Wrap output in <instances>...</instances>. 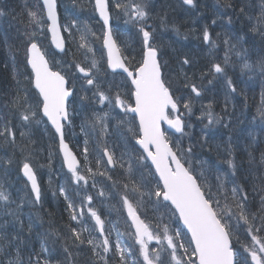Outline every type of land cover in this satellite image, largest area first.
Returning <instances> with one entry per match:
<instances>
[{
    "label": "snow or ice",
    "instance_id": "1",
    "mask_svg": "<svg viewBox=\"0 0 264 264\" xmlns=\"http://www.w3.org/2000/svg\"><path fill=\"white\" fill-rule=\"evenodd\" d=\"M89 3L102 22L99 34L87 26L77 27L76 20L61 23L58 0H22L19 12L0 7V18L11 15L15 21L10 27L18 34L25 65V72L17 78L16 58L12 56L15 87L0 94V148L11 149L13 155L18 151L23 157L20 170L31 197L26 194L17 202L0 184V253L4 255L0 264H264V154L257 161L248 153L255 167L251 196L259 199L254 210L249 191L237 179L239 166L230 137L223 146V158L218 156V163L226 164V170L207 161H201V169H194L193 144L181 143L183 137L191 136L189 118L195 103H201L198 119L206 121L204 128H229V106L234 109L232 94L237 93L227 74L231 57H237L241 72L249 79L258 76L262 81L264 57L250 63L242 44L237 47L242 37L235 43L225 37L224 56L217 61L214 50L219 47L220 34L213 38L205 26L198 39L208 46V63L197 69L190 56L178 57L173 75L156 43L148 0ZM183 4L196 7L195 0H183ZM225 6L232 7L229 0ZM239 12L245 13V6H240ZM114 16L135 26L140 37L138 51L126 53L117 43ZM155 18L161 28H168L166 13H156ZM249 19L255 21L252 30L264 39V0H259L258 16ZM173 30L179 35L175 25ZM48 39L63 54L62 59L72 56L71 62L56 60L55 53L43 45ZM95 40L102 46L99 59ZM72 45L76 52H72ZM77 53L83 58L77 59ZM117 77L121 78L119 84ZM214 81L221 82L224 89L223 115L213 111L211 102L206 106L202 103L205 93L211 91L205 85ZM77 100L91 106L80 126L85 138L79 157L65 139ZM257 117L264 125V90ZM40 125L52 133L61 167L69 174L67 185L58 189L66 202L69 223L63 231L44 233L36 252L30 247L34 222L29 215L25 223L21 208L25 200L33 206L42 200L30 147L32 130ZM113 136L122 142L119 151L109 139ZM90 139L94 145L91 154ZM210 139L214 137L202 129L199 147H207ZM221 147L215 145L218 153ZM51 158L50 144L49 167ZM12 163L11 157H0V165ZM208 171L214 174V184L207 179ZM97 205L107 208L109 215L116 211L125 230H120L118 222L108 221ZM161 208L167 212V221L160 215ZM173 221L177 227L171 226ZM241 230L248 238L244 245L247 255L233 247V237L239 239Z\"/></svg>",
    "mask_w": 264,
    "mask_h": 264
},
{
    "label": "trees",
    "instance_id": "2",
    "mask_svg": "<svg viewBox=\"0 0 264 264\" xmlns=\"http://www.w3.org/2000/svg\"><path fill=\"white\" fill-rule=\"evenodd\" d=\"M204 1L212 3L214 9L226 11L225 0H195L196 7L194 9L190 8L191 12L195 14L198 10H200V7L203 5L202 2ZM83 2V0H69V4L66 7V11L68 12V20H76L77 27L87 26V28L92 32L99 34L101 30V23L96 19L89 0L88 4L86 5L89 7L88 10L83 8ZM229 2L231 5H233L235 13L240 15L239 17L242 15L243 20L244 18H247V20L245 19V22L250 24L251 28L250 26L246 29L239 28V26L234 23V18H231V22H229V16H227V14L218 15V13H215L214 11V15L221 17L223 22L221 30L226 33V37L229 38L230 42L235 43L238 37H242L241 43L238 44L237 47L239 48L242 44L244 55L248 61L250 63H255L254 60L257 57L260 55V59L264 57V46L261 45V37L258 35V32H254L252 30V25L255 23V21L250 20L249 17L258 16L259 0H229ZM242 5L245 6V13L243 14L239 12V6ZM227 9L229 10L228 7ZM60 15L61 22L63 23L66 17L62 13H60ZM153 26L157 28L156 24H154V21ZM208 31L213 35V38H215L213 29L210 28ZM0 33L3 36V39L0 38V40H4L5 42V38H7V43H5L4 46L6 55L0 57V87L6 83L7 85L5 87L9 88L11 84L14 85L15 83V81L12 79L13 55H15L16 58L17 75L19 76V73L25 72V65L23 63V50L20 46L17 32L14 29L8 30L6 25L1 20ZM131 33L133 37V43L135 44H133V47L130 46L127 52H130L133 49H136L137 51L139 50L137 45H139L140 37L136 29H132ZM76 37L77 39L79 38V33H76ZM223 39L220 38L217 41L219 47L215 49V57L219 61H222L224 56L225 46L222 43ZM93 47L97 50H100L102 47L101 42L99 40H95ZM73 50H76L75 45H72V52ZM65 59L68 62H71L72 57L68 56L65 57ZM5 65L8 66L5 67ZM101 66H103L102 62ZM227 74L230 76L233 84L237 88V93L232 94V105H235V107L233 109L231 105L229 106V112L231 113L230 119L232 123L229 128H223L222 126L214 127L216 128L215 133L219 134L218 137L221 139L218 142V144H222L221 151H223L224 143L228 142L229 137L231 138L236 160L241 167V175L239 174L238 181L244 184L245 188L249 191L251 206L255 210L259 207V199L258 197L253 199L251 196L252 185L255 182V177L252 175V172L255 171V167L254 165L250 164L248 153L251 152L257 161L259 160L260 156L264 154V125L260 123L259 118L257 117V107L259 106L261 92L264 90V81H262L258 76H253L251 79H249L247 73L241 72L240 61L234 55L231 57V66L227 69ZM218 82L219 81H214L213 84L206 86L211 91L205 93L204 98L212 103L213 109L217 114L223 115L222 109L224 107V89L220 88ZM199 106L200 105L198 103L194 104V114L189 118L192 124V128L190 130L191 136L183 137L181 141V143L185 146L189 143L193 144L192 165L194 169H197L198 167L201 169V161H205L206 157H209L210 162H213L214 154L216 153L215 151L211 153L209 150V148H211V151L216 149L212 145L213 139H210L209 145L207 147H199V145L203 143L201 140V133L198 132L202 123L201 120H198V116H200V114L198 115V112L199 110H202L199 108ZM73 108L75 109L73 123L71 128L67 129L66 139L71 143V146L75 150L77 149V153H80V148L82 147L83 140L85 138L84 134L81 132L80 126L84 120V117L90 113L91 106L88 105L86 101L83 102L82 105L81 102L77 100L76 104L73 105ZM195 108H197V113ZM36 136L37 135L34 134L33 138ZM208 136L210 138L213 137L211 134ZM74 138L77 140L76 143L73 142ZM109 139L110 141L114 142L113 146L117 148V151H119L122 147V142L114 136L110 137ZM35 142H37L36 139H34L30 147L33 149V163L34 165H37V175L41 179L42 200L41 203L36 206L30 205L25 200L23 207L21 208V212L23 214L21 218L25 220V223H27L28 217L30 215L34 222L33 224L39 225L41 227L40 232L41 230L43 232L39 237V244H41L44 241V233L48 232L50 229L63 231L64 226L69 223L68 214L65 210L66 202L63 200V197L59 196L58 193V189L61 184L67 185V177L69 174H67L61 167V159L55 150L54 141H52L54 146H52L53 150L50 167L48 166L49 151L41 148L44 144L39 145ZM131 143L132 142L129 141V147H131ZM74 145L77 148H75ZM93 147L94 145L90 139V154ZM200 150L209 152L208 154L210 156L202 154ZM0 157L5 159L11 157L13 160L11 165H0V184H3L4 188L11 194L13 200L19 202L22 197L26 196V194H28V198L30 199V192L26 187L25 181L20 175V162L23 160L21 154L17 151L15 155H13L11 149L3 147L0 148ZM38 165L44 166L39 167ZM206 176L209 182L213 184L215 183L214 174L211 171L206 172ZM46 179L48 180L47 182ZM148 179L151 180V177H148ZM49 180H51V183H49ZM54 191L57 193L55 196L53 195ZM111 213L115 214V223L118 222L119 224L121 220L120 215L114 210L111 211ZM160 215H163L165 221H167L168 217L165 209L161 208ZM38 245L34 249L36 252L40 251V247H38ZM56 247L59 249V244H57ZM24 255L26 256L27 252H25ZM56 255L59 256L60 252L57 251ZM3 259V253H0V260Z\"/></svg>",
    "mask_w": 264,
    "mask_h": 264
},
{
    "label": "bare ground",
    "instance_id": "3",
    "mask_svg": "<svg viewBox=\"0 0 264 264\" xmlns=\"http://www.w3.org/2000/svg\"><path fill=\"white\" fill-rule=\"evenodd\" d=\"M202 6L200 7V10H198L195 14L192 12H188L186 9H183L180 7L176 0H155L154 5L152 8L153 16H154V24H156V43L161 48V50L164 51L165 58L169 61V64L171 68L173 69V75H175V71L178 68L177 58L183 57L184 55V48L191 45V42H193V48L196 56H201L203 59L200 60L201 63H206L209 60L208 56V49H206L202 43L201 40L198 39V37L201 35L204 27L206 26L208 30L213 29L214 36H216L217 33L220 34V38L223 39L226 37V33L221 30V27L223 26V22L221 20V17L214 15L216 12L219 14H227V16L234 18V23H236L239 28L246 29L251 25L247 24L245 22V19L239 17L240 15L235 13L234 7L232 5L229 10L227 7L225 8L226 11L220 10V9H214L213 4L204 1L202 2ZM240 7V6H239ZM151 10V9H150ZM220 10V11H219ZM215 11V13H214ZM156 13H166L167 21H168V28L164 29L159 26V20L158 18H155ZM187 18L188 24L184 25L183 20ZM226 19V18H224ZM153 21L150 20V23L153 24ZM215 21V23H213ZM173 25H175L176 28H179V35L176 33V31L173 30ZM132 28H125V31L123 32V39L124 34L127 33L129 36L130 41L133 40L132 37ZM176 34V37L171 40V38L174 37V34ZM4 35V34H3ZM259 35V34H258ZM2 34L0 33V38H2ZM162 37V39H161ZM186 37V38H185ZM219 38V39H220ZM184 40L186 42V45H179L181 40ZM261 45L264 46V39H261ZM5 42L4 40H0V57L3 55H6V50L4 48ZM139 47V46H138ZM99 50V49H98ZM126 51H128V48H126ZM100 54V53H99ZM261 56V55H260ZM260 56L257 57L254 61L257 62L260 59ZM193 58V56H190ZM194 60V59H193ZM20 74L18 78H20ZM6 86V83L1 85L0 94L6 93L12 88L15 87L14 85L9 86V89ZM45 135H41V137L36 136L35 139L37 143L41 140V142H44L42 145V149H46L49 151V146L51 144V147L54 146L53 142L51 140H47L49 138L44 137ZM73 142L76 143V138L73 139ZM53 150V149H52ZM40 226L33 224V230L32 235L30 237V247L32 249H35L36 246L40 243L39 237L40 234L43 233L42 230L40 232ZM40 247V244L38 245Z\"/></svg>",
    "mask_w": 264,
    "mask_h": 264
},
{
    "label": "rangeland",
    "instance_id": "4",
    "mask_svg": "<svg viewBox=\"0 0 264 264\" xmlns=\"http://www.w3.org/2000/svg\"><path fill=\"white\" fill-rule=\"evenodd\" d=\"M84 2V5H83V8L85 9V10H88V6H86L87 4H88V0H83ZM59 3H60V5H61V10H62V13H64V15H65V17H66V19L63 21V23L64 22H66V20H68V15H67V11H66V7L68 6V4H69V0H59ZM21 4H22V0H0V7H3L4 9H5V11L6 12H10L12 9H15L17 12H19L20 11V8H21ZM0 20L6 25V28L8 29V30H12V29H14L15 30V27L13 26V27H10V22H11V24L12 25H15V21H13L12 20V16L11 15H6L5 17H3V18H0ZM119 21H120V26L118 27V31H117V33H118V35L120 36V39H121V43H122V46H123V48H124V44H125V42L129 45V46H132V43H133V40H131V42H130V39H129V36H128V33H127V37H126V34H124V39H123V32L125 31V28H129L128 27V24H125L124 23V20H123V18H119ZM183 24L184 25H187L188 24V19L187 18H185L184 20H183ZM114 25H115V16H114ZM156 37H158V35L156 36ZM176 36L174 35V37L173 38H171V40H173L174 38H175ZM161 39H162V37H161ZM130 42V43H129ZM186 45V42L182 39L181 41H180V44L179 45ZM43 45H44V47L49 51V53H55V51L52 49V47L50 46V43H49V39L48 40H44L43 41ZM128 48V47H127ZM124 49H126V48H124ZM184 50H185V52H187V53H189V54H191V52H192V50H193V48L191 47V46H188V47H185L184 48ZM73 52H76V50H73ZM99 53H100V51L98 50L97 51V56H98V59H99ZM194 55H196L195 54V52L193 53V59H194V61L196 62V67L197 68H199L200 67V64H201V62H200V60L202 61V57L201 56H194ZM72 57V56H71ZM77 59H82L83 57L82 56H80L79 54H77V57H76ZM55 59L56 60H59V61H61V64H63L64 63V60H66L65 58H63L62 59V56H60V55H58L57 53H55ZM229 76V75H228ZM230 77V76H229ZM116 83L117 84H119L120 83V79L119 78H116ZM219 83V86H220V88H223V86H222V84H221V82H218ZM15 84V83H14ZM7 85V84H6ZM12 85V84H11ZM9 86V85H8ZM9 89V88H8ZM0 90H1V87H0ZM202 103H203V105H207L208 103H210V102H206L205 101V99L202 101ZM199 105H201V103H198ZM201 128L199 129V132H201ZM215 130H216V128H214V127H212V128H204V126H203V131H204V133L206 134V135H209V134H211L213 137H214V139L212 140V145H213V147H215V145L216 144H218V142H217V139L218 140H221L220 139V137H218L219 136V134H217V133H215ZM34 134H36L38 137L40 136L41 137V135H45L44 137H47V138H49V139H47V140H51V135H50V133H49V131H45V129H44V126L43 125H40V126H37V127H35V128H33V130H32V134H31V140H33L34 141V139L35 138H33V135ZM35 143H37V142H35ZM44 142H41V140L39 141V145H42ZM226 143H224V145H225ZM222 145V144H221ZM216 152L215 154H214V161L213 162H210V158L209 157H206L205 158V161H207V163H208V165H210V166H212V165H215L216 167H219L220 169H222V170H226L227 169V165L226 164H220V163H218V156H219V158L220 159H222L223 158V155H222V153H223V151H221L220 153H218L217 152V150L215 149V150H213V151H210L211 153L212 152ZM200 152L202 153V154H206V155H209L208 153L209 152H206V151H202V150H200ZM210 156V155H209ZM238 166H239V171L237 172V179L239 180V174L241 175V167H240V164H238ZM48 180L46 179V182H47ZM124 225V224H123ZM125 225H124V230H125ZM173 227V226H172ZM106 228H107V226H106ZM240 233H241V231H240ZM241 235V234H240ZM238 253H240L241 255H247L246 253L244 254L243 252H241V251H238Z\"/></svg>",
    "mask_w": 264,
    "mask_h": 264
},
{
    "label": "water",
    "instance_id": "5",
    "mask_svg": "<svg viewBox=\"0 0 264 264\" xmlns=\"http://www.w3.org/2000/svg\"><path fill=\"white\" fill-rule=\"evenodd\" d=\"M52 47H53V49L55 50V48H54V46L52 45ZM57 53H59L57 50H55ZM21 174H22V171H21ZM22 176H23V174H22ZM23 178H25L24 176H23ZM26 179V178H25ZM27 181V180H26Z\"/></svg>",
    "mask_w": 264,
    "mask_h": 264
}]
</instances>
